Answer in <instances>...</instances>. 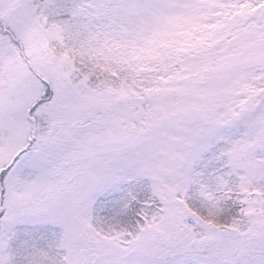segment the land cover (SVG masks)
Masks as SVG:
<instances>
[{
    "label": "snow or ice",
    "instance_id": "obj_1",
    "mask_svg": "<svg viewBox=\"0 0 264 264\" xmlns=\"http://www.w3.org/2000/svg\"><path fill=\"white\" fill-rule=\"evenodd\" d=\"M0 264H264V0H0Z\"/></svg>",
    "mask_w": 264,
    "mask_h": 264
}]
</instances>
